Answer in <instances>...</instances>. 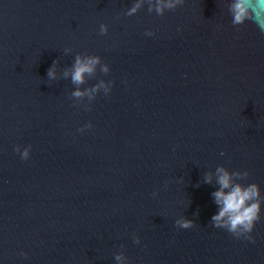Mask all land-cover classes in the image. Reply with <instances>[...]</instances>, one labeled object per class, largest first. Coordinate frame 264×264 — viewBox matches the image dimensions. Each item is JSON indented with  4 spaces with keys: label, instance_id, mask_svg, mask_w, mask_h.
Listing matches in <instances>:
<instances>
[{
    "label": "water",
    "instance_id": "95a60500",
    "mask_svg": "<svg viewBox=\"0 0 264 264\" xmlns=\"http://www.w3.org/2000/svg\"><path fill=\"white\" fill-rule=\"evenodd\" d=\"M230 2L127 15L132 0H0L3 264H117L120 251L129 264H264V218L254 242L214 227L218 185L204 180L223 164L264 190V32L233 25ZM78 52L111 67L80 87L114 81L89 108L63 76Z\"/></svg>",
    "mask_w": 264,
    "mask_h": 264
},
{
    "label": "clouds",
    "instance_id": "9594fccd",
    "mask_svg": "<svg viewBox=\"0 0 264 264\" xmlns=\"http://www.w3.org/2000/svg\"><path fill=\"white\" fill-rule=\"evenodd\" d=\"M185 0H132V5L127 9V15L137 13L145 4L148 5V10H155L160 15H163L168 9H175L183 5ZM229 9L232 16V24L239 25L247 20L255 22L260 31L264 32V0H231ZM179 30V29H178ZM101 33H107L109 26L106 23L100 25ZM147 36H154L155 32L152 29L146 30ZM66 53L72 51L71 47L64 49ZM57 63L54 61L52 66L47 70V76L50 81L57 78ZM100 69L105 74L111 71L108 63L102 61V57L98 54L76 53L74 62L63 71L65 78L71 77L73 84L77 85L70 93L72 97L83 98L87 97L90 107V102L94 101L101 91L105 95L112 91V80L101 79L96 84L82 88L80 85L85 84L88 77L96 73ZM93 124L91 121L82 125L79 129L81 133L91 129ZM15 151L20 154L21 158L28 160L31 157V145L22 146L15 145ZM223 155V152L221 153ZM248 170H230L223 164L217 166L213 171L205 173L204 180L206 183L215 182L218 187L214 189L211 196L216 204V211L211 217V223L214 227L226 229L235 238H243L248 241H255L253 235L256 223L262 218L264 213V190L256 182L242 183V178L249 176ZM199 186V185H197ZM153 195H157L156 192ZM199 215V211L195 213ZM175 224L182 228H190L194 225V221L181 216L175 220ZM135 242L140 243V236H135ZM21 255L27 256L28 253L21 250ZM117 264H129V257L123 251L115 254ZM0 264L3 261L0 260Z\"/></svg>",
    "mask_w": 264,
    "mask_h": 264
}]
</instances>
